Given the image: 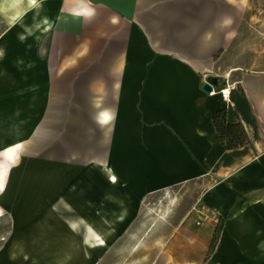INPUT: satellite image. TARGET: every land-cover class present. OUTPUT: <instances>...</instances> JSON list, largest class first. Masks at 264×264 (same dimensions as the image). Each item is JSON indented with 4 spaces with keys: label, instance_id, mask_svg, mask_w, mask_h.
Returning <instances> with one entry per match:
<instances>
[{
    "label": "crops",
    "instance_id": "obj_1",
    "mask_svg": "<svg viewBox=\"0 0 264 264\" xmlns=\"http://www.w3.org/2000/svg\"><path fill=\"white\" fill-rule=\"evenodd\" d=\"M222 5V0H0V39L6 41L22 19L25 39L52 25L85 23L79 38L86 41L80 54L87 58L84 71L98 74L86 85L87 99L92 95L86 119L100 135L93 143L102 152L88 160L104 162L117 175L116 181L109 178L103 212L128 218L116 231L126 232L143 206L184 189L183 207L165 221L157 218L149 230L170 225L157 232L163 237L156 239L149 264H264V18L261 51H239L237 13L222 15ZM17 11L22 14L15 21ZM67 55L78 57V49ZM212 76L215 89L230 86L228 100L205 89ZM219 109H226L229 122L243 123L251 143L226 148L213 119ZM151 194L155 202L147 203ZM68 196L63 200L70 203L60 209L93 216L92 198ZM198 202L205 214L198 212ZM0 206V264H25V232L20 235L15 218ZM52 259L37 263H61ZM85 264H94L93 257L86 256Z\"/></svg>",
    "mask_w": 264,
    "mask_h": 264
},
{
    "label": "rangeland",
    "instance_id": "obj_2",
    "mask_svg": "<svg viewBox=\"0 0 264 264\" xmlns=\"http://www.w3.org/2000/svg\"><path fill=\"white\" fill-rule=\"evenodd\" d=\"M226 1L232 5H225ZM222 2V15L237 13L239 51L247 48L258 54L264 0ZM85 28L81 22L56 24L25 39L20 36L25 33L22 19L9 31L12 40L0 39V118L20 109L23 119L18 124L24 128L23 147L0 204L15 218L20 235L25 232V264L44 259L38 257L46 250L40 245L48 246L60 261L70 253L63 264H85L86 256L93 257L94 264H149L157 251L156 239L163 237L157 232L167 231L170 225L166 222L149 230L157 218L167 220L188 198L179 186L155 204L143 206L126 232L112 231L116 216L103 215L108 212L104 192L109 185L104 162L88 160L101 157L102 152L93 143L100 135L86 119L92 104L86 85L98 74L84 71L87 58L80 54L86 52V41L79 38ZM71 49H78V57L67 55ZM76 66L82 71H71ZM226 84L221 80L222 86ZM71 193L93 199V216L60 209ZM76 219L83 221L76 223ZM92 228L102 231L104 245L95 242Z\"/></svg>",
    "mask_w": 264,
    "mask_h": 264
},
{
    "label": "bare ground",
    "instance_id": "obj_3",
    "mask_svg": "<svg viewBox=\"0 0 264 264\" xmlns=\"http://www.w3.org/2000/svg\"><path fill=\"white\" fill-rule=\"evenodd\" d=\"M14 5H16V2H14ZM22 12L17 11L14 15L15 21L18 20L21 16ZM21 38H25V33H21ZM227 92L230 93V87L227 88ZM228 100V99H226ZM20 110V109H19ZM18 109L15 111V114L7 115L4 114L2 118H0V172L3 173V189L0 190V196L3 195L7 189L10 182V174L11 169L13 167V164L16 162L22 147V133H23V127L19 126V122L23 119V117L20 114V111ZM104 116H108V112H103ZM104 171L108 174L109 178L113 181L117 180L116 173L112 170V168L108 165H103ZM4 213L3 208L0 206V216ZM128 218L126 216H116L112 220L113 223V229L112 231L118 230V226L122 223H124ZM82 219H76V223H82ZM94 230V236L96 237V241L99 244H105L104 236H102L100 230ZM94 241H92L93 243ZM41 248L46 249L43 250L39 254V258H44L46 261L55 262L52 261L56 259L57 262H61L63 264L66 262L69 258H71V254L67 253L66 258L62 261L58 260V256L55 255V252L48 251V246L40 245ZM51 258V260H49Z\"/></svg>",
    "mask_w": 264,
    "mask_h": 264
},
{
    "label": "trees",
    "instance_id": "obj_4",
    "mask_svg": "<svg viewBox=\"0 0 264 264\" xmlns=\"http://www.w3.org/2000/svg\"><path fill=\"white\" fill-rule=\"evenodd\" d=\"M213 119L218 133L227 149H234L251 143V139L241 121L229 122L226 109L214 112ZM216 238L213 241L214 246Z\"/></svg>",
    "mask_w": 264,
    "mask_h": 264
},
{
    "label": "built area",
    "instance_id": "obj_5",
    "mask_svg": "<svg viewBox=\"0 0 264 264\" xmlns=\"http://www.w3.org/2000/svg\"><path fill=\"white\" fill-rule=\"evenodd\" d=\"M228 87H230V86L227 84L226 86H223V87L219 88L218 90L213 88V90H211L210 93L219 92L224 99H228L230 97V93L227 92V88ZM151 199H153L152 194H151V196H149L147 198V203H149L150 201H154L155 202V200H151ZM196 208L198 209V212L201 215L205 214L208 211L206 206L201 204L200 202L197 203ZM213 218L215 219V221H217V222L219 221L217 216H213Z\"/></svg>",
    "mask_w": 264,
    "mask_h": 264
},
{
    "label": "water",
    "instance_id": "obj_6",
    "mask_svg": "<svg viewBox=\"0 0 264 264\" xmlns=\"http://www.w3.org/2000/svg\"><path fill=\"white\" fill-rule=\"evenodd\" d=\"M216 86H218V80L216 77L212 76L209 78L208 82L205 85V89L210 92L211 90H213V88H215Z\"/></svg>",
    "mask_w": 264,
    "mask_h": 264
},
{
    "label": "snow or ice",
    "instance_id": "obj_7",
    "mask_svg": "<svg viewBox=\"0 0 264 264\" xmlns=\"http://www.w3.org/2000/svg\"><path fill=\"white\" fill-rule=\"evenodd\" d=\"M34 2V0H33ZM109 119V117H107V115L105 116V120ZM3 189V173L0 172V190Z\"/></svg>",
    "mask_w": 264,
    "mask_h": 264
}]
</instances>
